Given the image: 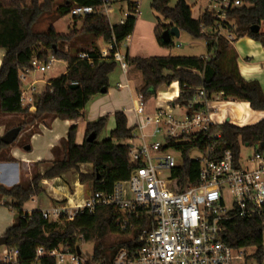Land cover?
<instances>
[{"label": "trees", "instance_id": "obj_1", "mask_svg": "<svg viewBox=\"0 0 264 264\" xmlns=\"http://www.w3.org/2000/svg\"><path fill=\"white\" fill-rule=\"evenodd\" d=\"M128 6L132 0H121ZM172 0H152L150 9L158 15L153 28V35L159 47L169 48L171 40L164 44L161 35L172 27L185 32L193 39H203L207 57H129L126 62L141 75L142 85L138 93L144 99L155 97L161 87H168L176 82L179 94L169 105L185 109L187 115L199 110L201 105L188 109V106L198 90H202L205 100L220 98L225 101L247 103L255 112H264V90L255 81H245L239 74L237 57L231 44L213 32L215 21L214 11L205 10L197 20L191 15V7L183 0H178L174 7ZM224 0H215L220 4ZM238 2L239 7L227 9L226 17L234 25L231 32L233 38L246 37L264 47V33H253L252 28L264 23V0H228ZM111 4V2H110ZM101 0H0V51L3 57L0 63V113L8 116L28 115V109L20 103L21 83L19 73L29 67L33 58L46 61L52 56L57 61L66 63L65 72L57 79L37 89L34 96V111L29 122H23L18 128L23 131L34 121L48 117L59 121H76L82 117L86 105L100 91L108 89L109 75L117 67L110 57H102L96 45L102 42L109 45L113 41L120 44L132 35L136 17L127 15L123 24L111 26L108 19L101 14H92L84 18L72 17L73 28L68 35L57 34L52 25L44 32L34 31V25L44 13L52 12L57 18L70 14L74 6L100 8ZM76 23H80L79 30ZM83 38L71 41L74 37ZM77 42L83 49L75 53ZM69 44L68 47L66 45ZM79 54H85L86 59L80 60ZM76 86L71 89L70 86ZM115 128L108 138L99 141V135L104 131L107 117L98 118L85 127L84 139L80 145L75 143L76 127L67 131L63 144L64 156L54 160L43 174L33 176L27 184H19L11 188L0 185V203L9 200L2 206L17 213L11 227L4 233L6 247L18 250L19 264H54L47 257L35 258V251L42 247L51 251L64 245L71 251L80 244H94L93 259L104 258L106 249H121L128 246L127 234L118 230L115 225L116 214L111 208L97 207L93 213L83 212L76 215L72 222L58 227L41 218L38 211L24 213L23 206L43 192L41 183L45 180L60 178L62 175L74 172L80 185L89 182L93 193L109 194L116 183L125 182L131 173L139 168L138 164L129 159V142L134 139L135 128H128L122 112L113 114ZM219 133V138L210 137ZM93 134V142L86 139ZM264 119L256 124L237 127L229 122L213 125L207 133L183 137L177 141L168 142L166 149L180 155L181 164L171 171L175 181L174 190L179 193L184 188L197 185L200 162L190 160L188 153L192 149L202 154L211 147L214 157L219 158L225 151H230L234 163L239 162L240 146L255 147L264 154ZM8 148L0 143V151ZM80 165H91L89 175L79 174ZM138 228V227H135ZM264 217L241 219L231 217L223 224L222 240L232 249H241L246 259L260 261L263 259ZM118 235L122 239L110 243V237ZM109 254V253H108Z\"/></svg>", "mask_w": 264, "mask_h": 264}, {"label": "built area", "instance_id": "obj_2", "mask_svg": "<svg viewBox=\"0 0 264 264\" xmlns=\"http://www.w3.org/2000/svg\"><path fill=\"white\" fill-rule=\"evenodd\" d=\"M101 3L98 9L74 6L70 15L84 18L97 13L108 19L112 13L110 0H101ZM239 6L238 2L224 0L211 10L215 13L214 34L230 43L234 25L228 21L225 11ZM126 8L128 15L137 16V1L132 0ZM123 22L120 21V24ZM108 47L109 50L100 49L101 56H111L125 75L129 66L125 55L119 52V44L113 41ZM3 54L0 55V63ZM78 58L83 60L87 57L79 54ZM54 62L52 56L43 62L33 58L29 67L19 73L23 108H34L37 82H29L30 76L46 73ZM117 87L122 88L120 85ZM206 103L203 91L198 90L188 109L196 105L201 107L191 115L182 109L185 114L182 118L177 117L180 108L170 105L157 109L155 115H147L145 99L137 92L130 112L138 135L129 142L132 146L129 159L139 168L131 173L127 181L116 183L109 194L91 192L80 203L58 201L53 207L40 212L42 220L62 228L64 223L72 222L76 215L85 211L91 214L97 207L111 208L116 214L118 230L127 234L128 246L118 249L108 262L104 258L94 260L93 255L84 258L81 252H76L77 249L80 251L79 246L73 252L64 245L51 251L38 247L34 260L47 257L54 264H250L253 259H246L250 256L246 254L253 253L228 247L221 235L223 224L231 217H264V154L255 151L242 168L239 162L237 165L234 163L230 151H225L216 159L209 146L202 159L198 160L197 185L184 188L179 193L174 190L171 171L178 166L171 155L165 154L170 150L166 146L170 141L209 131L213 125ZM149 126L154 127L151 137L161 136L162 141L146 142L144 130ZM219 136L217 132L210 139ZM136 140H139L138 145L133 143ZM83 166L80 165L81 170ZM225 193L231 200L229 209L224 205ZM30 200L34 203V197ZM3 204L1 202L0 206ZM0 248V264H19L16 248ZM256 264H264V255Z\"/></svg>", "mask_w": 264, "mask_h": 264}, {"label": "crops", "instance_id": "obj_3", "mask_svg": "<svg viewBox=\"0 0 264 264\" xmlns=\"http://www.w3.org/2000/svg\"><path fill=\"white\" fill-rule=\"evenodd\" d=\"M209 1L214 3L213 7L218 6L215 0ZM186 5L191 7V15L194 20H197L204 12L200 11V13L194 17V5L190 6L187 3ZM213 7L210 10H206L211 11ZM125 18L120 19L118 24H120V21ZM263 25L264 23L259 30L260 33H264V30H262ZM180 34L181 32L179 31V36ZM231 47L237 57L236 65L240 76L245 81L257 82L264 90V47L246 37L240 38L237 41H234L233 38ZM98 49L102 48L98 46ZM126 54L129 57H143V55L134 56L131 53L129 46H126V52L124 55ZM158 55L161 57L166 56L162 55L161 52L158 53ZM118 85L122 86V88H118ZM141 85V75L134 68L129 67L125 75L119 68L117 70L114 69L109 75L108 89L104 96L101 94V96L94 97L86 105L87 110H83L81 118L76 121H59L52 117H48L34 123L28 129L23 130L20 137L30 134L28 139L29 144L27 143L26 145L29 147V151L24 150L26 146L22 148L23 151H19L20 149L18 148L12 149L10 152V155L13 158L11 161L12 163L4 162V158L3 160H0V185L5 188H11L21 183L27 184L31 179L24 180L21 178L20 182L19 173H21L22 169L28 170L30 168H37L38 174H43L50 168L51 163L54 160L62 159L64 156L63 144L66 141L67 131L72 126L76 127L75 143L80 145L84 139L86 125L96 121L98 118L106 116L107 123L104 132L105 138H108L109 133L115 128L113 114L115 112H122L126 118L128 128L134 127L137 132L136 122L130 110L133 107L135 94L138 92ZM178 94L179 91L176 82L168 87H161L155 97L145 99V113L147 115H155L157 109L166 106L168 107V105L177 98ZM206 110L208 111L212 125H220L224 122H229L234 126L243 127L256 124L264 119V112L252 111L247 103L230 100L225 101L221 100L219 97L208 101L206 103ZM184 114L185 111L180 109L177 113V117H182ZM153 131V126L145 128L144 132L147 136L146 142L156 140L157 137H151ZM38 139H41L44 144L43 151H41L42 153H38L39 148H36L34 151L35 153L33 152V145L36 144ZM134 142H137V140L133 141V143ZM138 144L139 142H137V145ZM79 171L82 175H89L92 172V167L91 165H84L81 170L79 166ZM81 171H83L84 174ZM69 173L62 175L60 178L45 180L41 183V188L43 190L42 194L51 201L48 207L41 205L36 197H34V203L30 200L31 204L22 209L24 213L30 214L34 211H44L53 207L58 201L66 202L67 200H70L73 203H80L86 199L92 192V184L90 183V187L85 189L84 185L78 183L77 174H74L76 180L73 182V186L68 182L62 183L61 180H64ZM69 187L73 189L71 192ZM2 202L9 203V200H2ZM12 224L13 223L10 221L5 227L0 225V237L4 235Z\"/></svg>", "mask_w": 264, "mask_h": 264}, {"label": "rangeland", "instance_id": "obj_4", "mask_svg": "<svg viewBox=\"0 0 264 264\" xmlns=\"http://www.w3.org/2000/svg\"><path fill=\"white\" fill-rule=\"evenodd\" d=\"M26 3L28 2V0H25ZM112 1V3L110 4V9L112 10L111 14L108 17V21L110 23V25H116L118 24L119 20L122 18H125L128 13H127V8L125 5L124 1L121 0H110V2ZM137 1L138 4V14L136 16L137 19V23L134 27V30L132 32V36L127 38L126 40H124L123 42H121L119 44V52L121 54H125L126 52V46H129V49L131 51V53L136 56V55H143V57H161L158 55V53L161 52L162 55H166V56H171V57H207V49H206V45L203 41V39H193L191 38L188 34H186L185 32H181L180 36L178 38H171V44L172 46L169 48H163V47H159L155 41L154 35H153V28L156 24V18H159L160 21H162V19L156 15L151 9H150V3L152 0H135ZM178 0H172L169 4V6L172 8L175 6V4L177 3ZM188 5L193 7V16H197L200 11H205L206 9L210 10L214 3L210 2L209 0H184ZM54 10V8H53ZM52 10V12L49 13H44L39 20L37 21V23L34 25V31L36 32H44L47 30V28L52 25L54 31L57 34H61V35H68L70 34L72 28H73V21H72V16L70 14L61 17V18H57L56 14L54 13V11ZM163 23V21H162ZM76 29L79 30L80 27V23H76ZM262 30H264V25L262 27ZM83 38V35H78L77 37H74L71 41L73 40H77V38ZM238 39L234 38V41H237ZM97 47L99 46L100 48L104 49V50H109L108 45L103 44L102 42L96 43ZM69 44L66 45V47H68ZM83 49V46H81V43L77 42V44L75 45V48H73V50H71L70 48H65V51L69 52V53H75L77 50H81ZM100 51V49H99ZM3 53V51H0V55ZM67 65L65 62L63 61H57L55 60V62L52 64L51 68L49 71H47L46 73L39 75V74H32L29 78V82L32 81H36V89H40L43 85L47 84L48 81L50 80H54L57 79L58 77H60L66 70ZM119 68V67H118ZM117 67L115 68L116 70L118 69ZM101 96V95H99ZM104 96V95H102ZM87 110V107L84 109ZM34 111V108L32 109H28V115L24 116V115H12V116H8V115H3L0 113V138L9 130L13 129V128H17L19 125H21L23 122H29L31 120V115ZM182 118V117H181ZM180 118V119H181ZM39 122V121H34L31 125H33L34 123ZM31 125H29L27 128L28 129ZM23 128V130H25ZM105 131V130H104ZM102 132L99 137L98 140L102 141L105 138V132ZM21 133H23V131L20 132L18 138L16 139V141L10 145L8 148L3 149L2 151H0V160H3L4 158V162H9L12 163L11 161L13 160L12 156L10 155V152L12 149H20L19 151H23L22 148L24 146L27 145V143L29 144V137L30 134L28 135H24L21 136ZM138 133L135 131L134 132V136H137ZM157 141H162V137L159 136L156 138ZM137 142H139V140H137ZM137 142H134V144L136 145ZM149 142V141H148ZM43 147L44 144L42 142V140L38 139L36 144L33 145V152L36 150V148L38 149V153H42L41 151H43ZM40 151V152H39ZM256 151L255 147H247V146H240V152H239V164L241 165L242 168H245L246 163H247V159L249 157H251L253 155V153ZM35 153V152H34ZM37 153V152H36ZM165 154H169L173 157L175 164L177 166H180L181 161H180V155L173 151V150H169L167 153ZM203 157L202 153L197 150V149H192L189 153H188V158L190 160H201ZM37 168H30L28 170H23L21 171V173H19V179L21 182V178L24 180H29L31 179L33 176L37 175ZM79 174L80 171H78ZM74 172H71L69 174H67L68 176L64 178V180L62 179L61 182L62 183H69L71 186H73V182L76 180V178L74 177ZM68 185V184H67ZM85 189H88L90 187V183L86 182L85 184H83ZM69 190L71 192V187H69ZM224 205L226 207V209L230 208V204H231V200L228 196L227 193H225L224 195ZM77 198V197H76ZM37 201L43 205V206H49L51 201L44 195V194H39L38 196H36ZM31 204L30 200L27 202V204H25L23 206L24 207H28ZM22 208V209H23ZM17 217V213L11 209L5 208L3 206H0V225H2L3 227L7 226L8 223L11 221L12 223L14 222V220ZM3 237V236H2ZM122 238L119 237L118 235H113L110 237V243H115L118 242L119 240H121ZM262 241H263V245H264V233L262 236ZM80 248V252L81 255L84 258H90L93 254V250H94V244L89 243V244H80L79 245ZM2 248H0L1 251ZM105 257L104 260L106 262H108V260L112 259L113 256L115 255V253L117 252V248H113L111 249H106L105 251ZM109 253V254H108ZM250 264H256L255 260H252L249 262Z\"/></svg>", "mask_w": 264, "mask_h": 264}, {"label": "water", "instance_id": "obj_5", "mask_svg": "<svg viewBox=\"0 0 264 264\" xmlns=\"http://www.w3.org/2000/svg\"><path fill=\"white\" fill-rule=\"evenodd\" d=\"M253 33H258L259 32V27H255L252 28L251 30ZM179 36V30L176 27H172L170 28L168 31H165L162 35H161V41L164 44H167L171 38H178ZM76 86L71 85L70 88L74 89ZM106 93V90L103 89L100 91V94L104 95ZM21 132L20 128H13L9 131H7L1 138H0V143L4 146L9 147L10 145H12L16 139L18 138L19 134ZM95 136L93 134H91L90 136H88V138L86 139V142L91 143L93 142ZM128 147L131 149L132 146L128 145ZM264 147V144H261V148ZM25 151H29V147L26 146L24 148ZM6 245V240L3 237H0V247L5 246ZM77 254L80 253L79 249L76 250ZM264 255V254H263Z\"/></svg>", "mask_w": 264, "mask_h": 264}]
</instances>
